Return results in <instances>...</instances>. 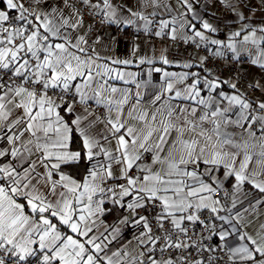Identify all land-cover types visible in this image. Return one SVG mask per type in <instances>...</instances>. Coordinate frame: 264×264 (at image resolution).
I'll list each match as a JSON object with an SVG mask.
<instances>
[{"label": "snow or ice", "instance_id": "1", "mask_svg": "<svg viewBox=\"0 0 264 264\" xmlns=\"http://www.w3.org/2000/svg\"><path fill=\"white\" fill-rule=\"evenodd\" d=\"M0 264H264V0H0Z\"/></svg>", "mask_w": 264, "mask_h": 264}, {"label": "crops", "instance_id": "2", "mask_svg": "<svg viewBox=\"0 0 264 264\" xmlns=\"http://www.w3.org/2000/svg\"><path fill=\"white\" fill-rule=\"evenodd\" d=\"M130 45H131V40H130V39H129V40H122V41H121V43H120V47H119V49H118L119 54L121 55V57H123L124 55L127 54V52H128V48L130 47ZM157 48H159V45H157ZM131 70H133V71H137L136 68H133V69H131ZM172 70H175V69H172ZM142 75H143V74H142ZM154 75H156V76L158 77L159 74H154Z\"/></svg>", "mask_w": 264, "mask_h": 264}]
</instances>
